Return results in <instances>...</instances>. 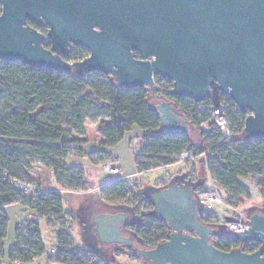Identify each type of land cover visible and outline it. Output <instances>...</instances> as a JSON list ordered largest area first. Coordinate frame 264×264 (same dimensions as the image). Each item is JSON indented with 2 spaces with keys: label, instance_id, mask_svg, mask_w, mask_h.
<instances>
[{
  "label": "water",
  "instance_id": "water-1",
  "mask_svg": "<svg viewBox=\"0 0 264 264\" xmlns=\"http://www.w3.org/2000/svg\"><path fill=\"white\" fill-rule=\"evenodd\" d=\"M0 61L23 62L59 74L111 76L120 89L154 90L157 77L172 96L202 103L213 89L228 95L246 118L247 140L264 139V0H0ZM46 25L44 35L36 27ZM48 39L51 49L44 43ZM73 46L90 55L66 61ZM136 54L140 59L136 58ZM162 134L187 135L189 123L169 101L153 107ZM171 229L167 241L140 248L124 226L129 212L93 219L99 243L138 250L145 264H264V214L235 234L241 247L221 251L216 229L203 223L195 189L171 184L150 195ZM255 242L253 253L243 245Z\"/></svg>",
  "mask_w": 264,
  "mask_h": 264
},
{
  "label": "trees",
  "instance_id": "trees-1",
  "mask_svg": "<svg viewBox=\"0 0 264 264\" xmlns=\"http://www.w3.org/2000/svg\"><path fill=\"white\" fill-rule=\"evenodd\" d=\"M28 25L34 27L31 23ZM37 29L47 33L46 27ZM45 47H51L49 40L45 42ZM88 56L89 51L74 47L66 61L75 63ZM147 89H120L111 76L102 73L85 76L59 74L23 62L0 61V260L7 257L10 264H34L37 259L47 256L49 264H108L95 252L71 248L69 231L64 225L68 214L64 211L63 195L56 192L59 189L42 190L36 185L37 192L30 195L11 183L18 180L34 184L29 173L36 164H41L62 189L68 191L85 187L81 171L68 168L66 160L71 155L94 154L84 150L88 139L78 137L84 133L89 119L102 120L99 133L100 148L103 150L96 152L98 154L108 155V149L116 147L135 127L142 130L146 155L135 157L137 173L173 164L171 156L176 147H190L196 155L210 151V176L215 185L225 192L227 203L237 206L243 198H252L242 182L250 178L258 180L257 192L264 202V139H246L244 127L249 113L233 107L229 117L235 136L223 141L216 131H202V136H207L202 138L198 148L188 134L151 135L150 132L155 129L152 124L160 129V118L153 110L154 106L149 105ZM172 91L173 87L164 93V99L157 100L158 103L173 100L169 102L191 125L199 128L202 123L210 122L212 107L226 99L217 89H213L212 96L202 103L174 97ZM183 152L187 151H182L179 157ZM78 174H82L80 179H77ZM205 188L200 187L199 190ZM99 192L102 202L111 208L112 213L131 214L132 218L123 232L133 237L140 248L153 249L167 241L171 233L168 223L155 213L151 199L133 198L135 191L129 183L112 179ZM15 204L30 209L39 220L61 224L54 254H49L36 220L26 222L17 229L16 245L5 253L9 218L4 208ZM143 211L149 214H143ZM202 222L216 229L212 243L219 250L228 252L241 247L234 235L219 234L218 229L223 227L203 219ZM243 248L245 252L253 253L261 245L250 242ZM131 249L142 259L137 249Z\"/></svg>",
  "mask_w": 264,
  "mask_h": 264
},
{
  "label": "rangeland",
  "instance_id": "rangeland-1",
  "mask_svg": "<svg viewBox=\"0 0 264 264\" xmlns=\"http://www.w3.org/2000/svg\"><path fill=\"white\" fill-rule=\"evenodd\" d=\"M156 84L158 87H156L155 92H150L149 89H147L150 107L158 105L157 100L164 99V93L173 87V83L165 79H158ZM169 101L173 102V100ZM101 122L102 120L93 121L89 119L86 122L84 133L78 135V137L88 139L89 141L84 146L85 152L94 154L89 156L71 155L66 160L68 168L81 171L86 182L85 187L75 190L68 189V191L62 189L60 186L57 187L59 193L64 197L63 207L65 213L68 214L64 225L67 231H69L71 248L73 250L95 252L108 264H145L130 247L104 245L99 243L95 236L93 224L94 217L102 213L113 212L111 208L107 207L102 202L99 192L104 185H107V183L113 179V176L105 171L106 167L110 164L114 165V158H117V167L121 168L122 171L116 176V179L129 183L135 191L133 198L142 200L150 199V195L153 191L171 184H188L196 191H201L199 188L208 187L212 180L209 162L206 163V160L197 159L192 163L181 164L178 162L179 154L182 151L193 152L194 150L190 147L181 149L176 147L173 149V156H171L173 164L168 167L161 166L152 168L142 174H138L135 167V157L137 155H146L144 153L145 145L143 143V138H141L142 130L135 127L131 132L126 134L125 138L116 147L108 149V151L107 149L105 150L110 156L103 154L102 157V155L99 156L98 153H96L100 149L103 150L100 148L101 137L99 130L101 128ZM152 125L155 129L150 132L151 135L160 136L162 134L161 130L158 129L157 125ZM201 132L202 129L198 126L191 125L189 127L188 137L193 145L198 146V148L201 146L202 138L207 136L206 134V136H202ZM134 141H137L136 145H134ZM82 174H78L79 178L77 179H80ZM29 175L31 181L34 182L38 188L42 190L49 188L55 189L52 187L55 185V182L51 174L41 164H36L34 170L31 171ZM242 182H244V186H246L247 190L251 193L252 198H243L237 206H232L226 201L224 207L221 206L217 208V212L221 217L226 216L227 213L234 214L233 211H235L236 214H242L249 222V217L255 212L264 214V202L257 192L258 180L250 178ZM29 194L31 195V193ZM5 213L9 218L7 238L4 244V249L7 253L16 245L17 229L21 224L25 225L26 222H30L29 220H31V218H29V216L33 213L30 209L22 205L11 206L5 210ZM145 213L149 214L147 211H143V214ZM218 223L217 225L221 227L222 224H220V221ZM39 224L45 246L49 251H54L53 249L57 246V233L62 229L60 227L61 224L56 225V223L47 220ZM218 232L219 234H231L229 230L224 227L219 228ZM54 253L49 252V254ZM47 263V258H43L42 261L36 264Z\"/></svg>",
  "mask_w": 264,
  "mask_h": 264
},
{
  "label": "built area",
  "instance_id": "built-area-1",
  "mask_svg": "<svg viewBox=\"0 0 264 264\" xmlns=\"http://www.w3.org/2000/svg\"><path fill=\"white\" fill-rule=\"evenodd\" d=\"M225 96L226 99L222 104L212 107L210 122L202 123L200 128L205 133L216 131L221 135L223 141H228L235 136V131L231 126L229 115L233 107L237 109H239V107L228 95ZM136 142L137 141H134V145L137 144ZM208 152H203L200 155H196L188 151L183 152L180 155L178 162L185 164L195 162L197 159H203L206 160L207 163ZM105 171L111 174L114 180L120 173L119 169L112 164L108 165ZM11 183L19 190L26 192L27 194L31 193V195H33L37 192V186L27 181L14 180ZM56 192L59 191L56 190ZM196 199L200 207L198 216L201 220H207L215 225L219 224L218 222L220 221V224H222L221 227L227 228L232 235L241 234L245 232V229H249V222L242 214H236L235 211H233L234 214L227 213L224 217L219 215L217 208L221 206L224 207L226 204V194L224 191L219 189L212 180L210 185L204 190L196 191ZM54 251L48 252L54 253Z\"/></svg>",
  "mask_w": 264,
  "mask_h": 264
},
{
  "label": "crops",
  "instance_id": "crops-1",
  "mask_svg": "<svg viewBox=\"0 0 264 264\" xmlns=\"http://www.w3.org/2000/svg\"><path fill=\"white\" fill-rule=\"evenodd\" d=\"M98 155H99V156L102 155V157H103V154H98ZM104 155H105V154H104ZM112 158H114V157H112ZM114 160H115V164H114V165L117 167L118 159H117V158H114ZM117 168H118V167H117ZM118 169L120 170V172L122 171L121 168H118ZM52 187H56V188H57L58 185L55 184V185L52 186ZM11 206H21V205H19V204H15V205L6 206V207L4 208V211H5L7 208H10ZM31 214H32V213H31ZM66 214H67V213H66ZM69 215H70V214H69ZM29 218H31L32 221H33V220H36V221H38L39 223L44 221L43 219H42V220H38V219H36V216H35L34 214H32L31 216H29ZM31 220H29V221H31ZM22 225H23V224H21L20 226H22ZM20 226H19V227H20ZM13 247H14V246H13ZM13 247H12V248H13ZM12 248H11V249H12ZM11 249H10V250H11ZM10 250H9V251H10ZM9 251H8V252H9ZM8 252H7V253H8ZM5 253H6V252H5ZM7 253H6V254H7ZM43 258H47V256H44V257H41V258L37 259V260L34 262V264L39 263L40 261L43 260ZM47 262H48V259H47ZM0 264H10V262L8 261V258L6 257V258L0 260ZM47 264H49V263H47Z\"/></svg>",
  "mask_w": 264,
  "mask_h": 264
},
{
  "label": "flooded vegetation",
  "instance_id": "flooded-vegetation-1",
  "mask_svg": "<svg viewBox=\"0 0 264 264\" xmlns=\"http://www.w3.org/2000/svg\"><path fill=\"white\" fill-rule=\"evenodd\" d=\"M30 23V22H29ZM31 24H33V23H31ZM34 25V24H33ZM34 27H36L35 25H34ZM40 27H46L47 28V33L46 34H44V35H47L48 34V27L46 26V25H43V26H40ZM36 28H38V27H36ZM41 32V31H40ZM42 33V32H41ZM48 39H46V41H47ZM45 41V42H46ZM44 46H45V43H44ZM74 47H77V46H73L72 48H71V50L74 48ZM82 48V47H81ZM47 49H51V47L50 48H47ZM84 49V48H83ZM86 50V49H85ZM88 51V50H87ZM71 53V52H70ZM89 55H90V53H89ZM69 57V56H68ZM67 58V57H66ZM65 58V59H66ZM136 58H138V59H140V56L138 55V54H136ZM158 79H162V78H159V77H157L156 79H155V87H154V90H151V89H149L150 90V92H155L156 91V87H158V85L156 84L157 83V81H158ZM196 192V191H195Z\"/></svg>",
  "mask_w": 264,
  "mask_h": 264
}]
</instances>
